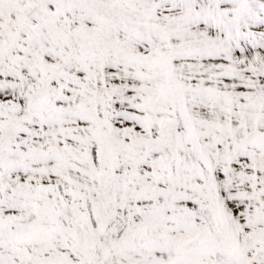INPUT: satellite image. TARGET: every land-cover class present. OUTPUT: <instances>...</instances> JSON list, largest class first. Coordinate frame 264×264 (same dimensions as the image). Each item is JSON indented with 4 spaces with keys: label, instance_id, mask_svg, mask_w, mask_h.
<instances>
[{
    "label": "snow or ice",
    "instance_id": "6c2138e0",
    "mask_svg": "<svg viewBox=\"0 0 264 264\" xmlns=\"http://www.w3.org/2000/svg\"><path fill=\"white\" fill-rule=\"evenodd\" d=\"M0 264H264V0H0Z\"/></svg>",
    "mask_w": 264,
    "mask_h": 264
}]
</instances>
